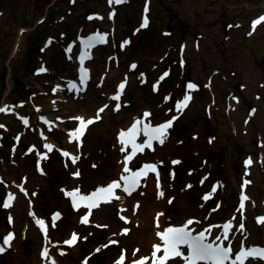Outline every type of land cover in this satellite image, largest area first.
<instances>
[{"label":"rangeland","instance_id":"obj_1","mask_svg":"<svg viewBox=\"0 0 264 264\" xmlns=\"http://www.w3.org/2000/svg\"><path fill=\"white\" fill-rule=\"evenodd\" d=\"M199 3L202 4L201 12L193 9L194 4ZM104 4L105 0H0V108L4 109L0 111V174L14 189V183H22L32 193L30 222L34 216H39L52 223L51 214L58 212L59 219L50 226L51 239L62 244L71 229L80 234L76 248L78 255L70 254L68 259L76 261L94 251L87 259L89 263L111 264L122 249L119 242L108 244L111 236L106 227L107 222L112 224L121 219L117 205L112 203L103 209L106 211L105 224L97 222L82 226L77 220L81 212L75 213L63 206L64 195L60 188L79 186L86 192L119 179L120 147L116 144L115 132L123 130L145 109L149 110L150 122L172 119L174 126L163 143L156 144L153 152L134 160L135 165L141 161H155L161 175H153L140 193L129 201L128 212L136 214L142 205L141 216L150 218L151 214L154 217L159 215L155 213L163 212L164 224L181 222L186 216H196L206 222L221 221L236 215L241 187L246 191L247 186L258 185L257 191H247L250 192L248 204L254 210L248 216L251 221L259 222L261 217L257 213H264V138L253 136L244 143L245 138H239L240 134L231 128L225 129L232 120L223 121L221 116L227 115L224 107L231 95L237 103L241 100L245 111L259 106L264 108V84L257 80L255 88L244 90L245 87L235 83L232 66L226 65L234 51L240 46L245 47L244 40L250 38L241 35L239 39H232L231 31L236 27L241 28L239 31L246 30L252 25L253 16L264 12V0L243 3L248 12L239 19L236 16L235 20L234 4L219 0H124L118 3L119 6L115 3L117 7L108 14L107 9H102ZM210 5L218 8L213 11ZM258 5L263 9L256 10ZM144 6L149 8V27L146 28L139 22ZM93 11L95 16H89ZM42 16L44 20L38 22ZM106 16L113 19L109 21ZM21 28L26 31L18 34ZM259 29V34H255L261 38L264 23ZM91 30L105 33L108 43L94 51V58L89 63L92 78L86 93L82 97L68 96L64 91L52 95L49 89L53 82L75 74L73 55L67 59L64 46L74 40L77 32L85 34ZM186 37L191 44L198 39H209V46L217 54L216 64L209 67L193 49L185 50L182 43ZM46 40H51L50 47L43 46ZM75 50L76 47L72 52ZM111 53L116 58L109 69L115 73L108 75L104 61ZM37 60L44 61L48 74L38 72ZM130 61L137 64L134 71L127 69ZM198 61L201 69L197 68ZM260 66H264V55L260 57ZM101 73L105 75L100 81ZM124 77L128 78V86L121 109H116L109 94ZM187 84L195 88L189 89ZM212 85L218 92L212 90ZM187 91L192 92L191 104L178 113L177 105ZM216 96H220L221 103ZM103 104H108L100 111L104 117L97 119L79 148L71 146L81 154L80 162L74 166L62 163L53 147L49 151L46 145L54 143L70 147L65 144L63 131L74 124L68 117L76 113L95 116ZM38 113L58 114L65 118L58 128H45L49 133V139L45 141L36 133L38 127L44 128L36 120ZM22 117L28 119L27 123H23ZM31 147L34 149L27 152ZM244 157L254 159V176L247 173ZM173 158L178 163H171ZM35 160L42 163L45 175L37 173ZM77 168L80 177L75 179L71 172ZM156 177L164 186L163 195H157L153 186ZM245 181L249 183L245 184ZM213 185L216 186L213 196L204 204L201 194ZM4 194L1 187L0 237L8 231L10 214L2 206ZM168 196L173 197L171 203L166 201ZM135 200H139L138 208L133 207ZM215 206L218 210L209 214L210 208ZM23 222L24 218L18 217L14 231L17 237L24 235V240L15 238V241L20 250L31 252L34 238L25 225L22 227ZM134 226L131 223L126 227L131 231L128 232L130 238L138 235ZM257 229L260 232L264 227L257 225ZM148 233L144 235L150 246L155 240ZM10 253L7 251L0 258L4 261ZM100 257L104 261L100 262Z\"/></svg>","mask_w":264,"mask_h":264},{"label":"bare ground","instance_id":"obj_2","mask_svg":"<svg viewBox=\"0 0 264 264\" xmlns=\"http://www.w3.org/2000/svg\"><path fill=\"white\" fill-rule=\"evenodd\" d=\"M213 1L214 0H211V2ZM219 2L224 3V4H228V3L234 4L232 5V10H234L233 20H235L236 16H237V19H239L241 15L246 14L248 12V10L245 9V7H243L242 5L248 2H253V0H219ZM201 3L194 4L193 9H196V11L201 12L200 11L202 9ZM108 5L109 4L105 1V4L102 8V9H105V11L106 9L108 10L106 12L107 14L110 11H114V8L117 7L115 3L110 4L112 8L111 7L109 8ZM119 5L120 4H118V6ZM183 5L184 6L187 5V2L184 3ZM211 8L214 11L216 8H218V6L216 7L211 6ZM259 9H263V7L258 5V8L256 10H259ZM98 12H102V11L98 10ZM262 16H264V12L262 13L260 12L257 15H254L253 21L257 20L258 18ZM263 23L264 21L257 24L254 31H253L252 25H250L246 28V30L242 29V31H239L241 28L236 27L230 33V37L232 39H239V36L241 35L242 36L247 35L248 37H250L247 40H244L246 46L238 47L234 51V54L231 57H229L228 58L229 60L226 62V65H229L230 67L232 66L231 68L234 70L235 83L240 85L241 88L245 87L243 88L244 90L255 88V82L257 80H259L262 84H264V66H260V57L261 55H264V36L261 38H258L260 36L258 35L260 31L259 28L263 25ZM203 24L207 25L205 22ZM238 27H240V25ZM77 33L75 34L74 38L79 37ZM90 33H93V32L90 31ZM255 33H258V34H255ZM261 35H264V33ZM98 36L102 37V42H100L96 48L108 43V40H107L108 36L106 34L103 35L102 33L101 34L98 33ZM218 38L220 39L219 36ZM83 39H85V36L83 37ZM185 39L186 40L183 41L182 43L185 50L190 51L193 49L198 58L205 59L208 66L209 65L212 66L213 63L216 64L215 58H217V54H215L212 51L213 48L211 49V46H209L210 45L209 39H198L195 44H191L187 37ZM222 40H221V43L223 44ZM50 46L51 44L48 43V47ZM44 47H47V44H45ZM72 49L73 48L67 49V52H64V53L70 58L73 55V60H74L75 57L77 58L79 55L75 54V52L73 53L72 51L74 49L73 50ZM83 57L86 58L85 66H88L90 63V57L92 58V55L83 54ZM37 63H38L39 69L40 68L42 69L44 66L43 64H45L44 61H40V60H37ZM197 68L198 69L202 68L201 63H199V61L197 62ZM108 70H109L108 75H112L115 73L114 71L110 69ZM229 81L231 80L229 79ZM228 85L231 86V83H228ZM211 87L214 92H218L214 88V85H212ZM86 91L84 93H86ZM53 92L58 93V91L57 92L53 91ZM189 94L192 95L191 92ZM216 98H219L218 100L221 103L220 96H216ZM190 104L191 102L188 104L187 108L190 106ZM226 104H227V107H224V109L227 115L226 116L222 115L221 118L223 119V121L228 118L232 121L230 123V126L225 127V129L231 128L235 133L240 134L239 138H245V140L243 141L244 143H248V140H251L253 136L261 135L262 138H264V108H261V106H259L257 108L252 109L251 111H245L244 108L241 106V100L237 103L236 98L233 97V95L228 97ZM76 115H89V114L88 113H76ZM104 115L105 114H102L103 117ZM94 124L95 123H92L86 128V131L82 135V137L87 135L89 130L92 128V126H94ZM173 126H174V123L172 127ZM170 129L171 128L167 130V134L169 133ZM235 136L237 135L235 134ZM262 141L264 143V139H262ZM120 152L124 153L126 151L120 149ZM120 159H121V163L123 162V165H124L125 159L122 154L120 155ZM248 160L249 159H247V161ZM251 161L252 163L249 165V167H245V169L248 170L247 173L250 174L249 175L250 177L252 175L254 176L255 174L254 172L255 161L253 159ZM150 178L151 177H147V180H149ZM147 180L143 178L140 185L137 187V189L134 192L130 194V196H125L122 193L123 195L121 194L119 199L117 200L109 199L108 203H100L96 206L95 209L90 210V212H87V214H91L92 216V218L90 219L88 218L87 224L88 225L93 224V223L97 224V222L100 224H105L107 219H106V215L104 214V212L106 211H104L103 209L105 207H108L112 203H115L117 205L118 214L121 216V219L119 221L113 222L112 224H110V222H107L109 223V225L106 224V227L107 228L109 227L108 231L111 236V239H114L115 241L122 244V249L113 264H117V262L120 261V257L122 255L125 257V259L121 262V264H137L138 260H143L144 264H150L151 262L150 260L152 259H153L152 264H186V260H185L186 254L183 250H179L181 252V255L179 256H176L172 254L171 252H169V258L166 261H162L161 259H159V257H162L164 255L162 241L158 237V233L165 227L163 216L161 217L159 216L160 220L156 223L153 219L152 214L150 218L149 217L144 218L143 216H141L143 212L142 205L140 209L138 208V210L136 211V214H132L131 211L128 212L126 209L127 205L129 204V200L138 194V192L142 189L143 183L146 182ZM256 181H258V179ZM243 185L245 186V184ZM1 187L4 188L5 197L6 195L9 196V194L15 197L12 200V203H13L12 206L9 208H6L8 212H10V218H11V220H9L7 223L8 229L14 231V227L17 224V218L18 217H20V219L24 218L22 227L25 225L24 228L29 230V232H31L34 238V245L30 246V248L33 249L31 252L30 251L24 252L20 250V247L16 243L15 238H20L24 240V237H23L24 235L23 236L19 235L18 237L16 235L10 241L9 251L11 253L6 257V259H4V261L2 258H0V264H41V263L42 264H87L86 260L84 261V260L77 258L76 261H73V260L68 259L69 258L68 255L70 254L75 255V256L78 255L76 252L78 241H75L76 244H68L66 243V240H67L66 238L64 240V243L61 244L57 240L54 241L53 239H51L52 228H50V226H53V222L52 223L47 222L48 225L45 224L43 235L40 233L37 225L35 224L36 220H33V222H30V220L28 219L29 217L28 215L33 210V206L31 207V204L29 201L23 202V200H25L26 197L23 193L19 191V188L21 187L20 184L18 185V189H16V187L14 189V187H12L11 185L6 184L4 181V178L1 177L0 178V188ZM22 187L24 188L26 192L25 194L27 195L28 191L26 190L24 186ZM237 187L239 188V186ZM247 187L249 188V189L247 188V190H251L252 192L257 191V189L259 188L258 185L253 186V188H251L250 186H247ZM242 188L243 187H241L240 189V193H243L245 191L244 188L243 189ZM162 191H164L163 185L161 186V192ZM63 200H64L63 206L65 208L69 207L67 198H64ZM3 202H4V198H3ZM247 202L248 200L246 201L244 205L242 214L237 213L235 218L229 219L231 228L229 229V234H228V239H227V241H230L231 246L234 245V247L235 246L239 247V245L243 244V247L246 248V250H248V247H252L255 245L264 246V229H262L260 232L257 229V225L260 227L261 226L264 227V222H260V221L256 222V221L250 220L248 215L250 212H253L254 210L253 208L249 206V204H247ZM24 210H25V213H24ZM12 214H15V217L12 216ZM257 214H259L258 215L259 217H264V213L262 212L257 213ZM32 215L34 216V214ZM13 217H14V221L13 223H11L13 220L12 219ZM131 223L132 224L134 223L135 225L134 227L136 228V230H138L136 231L138 235L133 238H130L129 236V233L131 231L128 234L122 232L123 229H129L126 227H128L129 224ZM178 224H181V222L174 223V225H178ZM241 224H243L242 228H241ZM191 225L198 226V229H199L201 227L206 226L207 223L199 225V220H197L196 223H192ZM147 232H149L148 236H151L153 240H155V244L161 247V251L157 253V255L154 256V258L148 254V252H150L151 245L149 246L150 243L148 244L145 239L144 234ZM148 248H149V251H147ZM45 251L48 252V256L43 255ZM151 252H154V251L151 249ZM6 253L7 252H5L4 254ZM127 258H128V261L125 262ZM244 264H264V262H261L260 260L254 257H247Z\"/></svg>","mask_w":264,"mask_h":264},{"label":"snow or ice","instance_id":"obj_3","mask_svg":"<svg viewBox=\"0 0 264 264\" xmlns=\"http://www.w3.org/2000/svg\"><path fill=\"white\" fill-rule=\"evenodd\" d=\"M110 3H121L123 2V0H109ZM145 11L147 12V7L145 8ZM262 21H264V16L258 18L257 20L253 21L252 24V28L253 31L256 28V25L261 23ZM147 19L145 18L144 20V24L142 26H147ZM251 34V33H249ZM102 39V37H101ZM134 67V66H133ZM124 88V84H121L119 86V90L122 91ZM189 89H194L195 86L192 84L188 85ZM113 99L118 100L119 99V92L116 96L113 97ZM191 100V97L189 95H186L184 100L179 103L177 105V110H182L184 107H187L188 102ZM119 107V106H117ZM3 108H0V111H3ZM99 111H103V109H100ZM149 115L148 113H145V116ZM80 119L81 124L83 125L85 122L83 120V118H77ZM175 119V118H174ZM93 121L92 120H88L86 123L87 124H91ZM25 123H27V121H25ZM139 123V122H137ZM171 121L160 125L158 128H155L154 131V135L151 136L149 138V142L145 145V146H151V139H159L161 143H163V137L166 136L167 134V129L171 127ZM136 125H133L132 129H129V133H131L133 131V129H135ZM79 131V129L77 130ZM125 135V133H121V137H123ZM124 141L122 140V143ZM46 147L48 148L49 151L52 150V146L50 145H46ZM142 150V148H141ZM63 155H69L68 153H63ZM77 158H73V163H75ZM129 159H131V157H129ZM177 163V162H174ZM252 163L251 160H248L245 162L246 165H250ZM152 171H155V167L154 166H150ZM125 171H128L127 168H125ZM76 175H79V173H76ZM122 180H127V177H122ZM136 183V182H134ZM245 184L249 183L248 181L244 182ZM121 184L118 182H113L112 184H110L109 186H107L106 188H102V189H98L97 191L99 193H112L113 189L116 188H120ZM23 190V189H21ZM124 191L128 192V194H131V191L135 190L133 186L130 185H124ZM213 191H215V188L213 189ZM79 192L77 190L76 193H68V195H78ZM93 195H96L95 193ZM160 195H163V193L161 192ZM15 197L11 194H9L8 199L4 201L3 203V207L4 208H9L12 205V200ZM209 196H205L204 199H208ZM81 199H90V197H81ZM116 199H119V197H116ZM248 199V197L246 195L241 196V204H240V208L243 209L244 208V201H246ZM171 202V201H170ZM75 204V201H74ZM96 206V205H93ZM162 215V214H161ZM11 220V218H9ZM123 219V217H122ZM83 223H87L88 222V217L85 216L82 219ZM260 222H264V217L260 218ZM38 225L41 227L42 230L45 229V225H44V221L43 220H38L37 221ZM193 223L192 220L187 221V223L183 226V227H179V228H168L166 230H164L162 233H158V235L160 236V238L163 241L164 244V248H163V252L164 255L162 257H159V259H161L162 261H166L169 258V251H171L172 254L179 256L181 255V252L178 250L180 245H186L187 248L189 249V255L187 257H185L186 260V264H198V262H204V264H225L226 261H228L231 257H232V249L230 247H225L223 246L221 243H216V242H209L207 240L206 234L205 232L201 231L199 232V234L197 235H193L192 232L190 230H188V226L191 225ZM243 227V224H241V228ZM127 231V230H125ZM13 237L11 236V234H9L8 236H6L4 238V243L7 244L11 241ZM225 240L228 239V226L226 225L224 228V237ZM77 239L75 233H73L72 235V239L69 241H66V243L71 244L73 241H75ZM220 237L217 236L215 238L216 241H220ZM2 250V249H0ZM161 251V247L160 246H154V252H153V256H156L157 253H159ZM44 256H48V252L45 251L43 253ZM255 256H259L260 258H264V250H255V249H251V250H242L240 254L235 255L234 260H233V264H243V261L245 258L247 257H255ZM125 259V257L122 255L120 257V261L117 262V264H121V262ZM137 264H144V261H138Z\"/></svg>","mask_w":264,"mask_h":264}]
</instances>
